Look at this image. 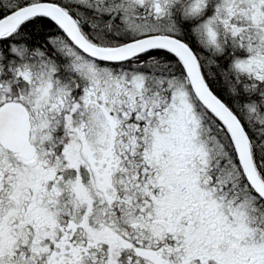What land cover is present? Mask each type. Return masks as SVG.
Wrapping results in <instances>:
<instances>
[{
    "label": "snow or ice",
    "instance_id": "snow-or-ice-1",
    "mask_svg": "<svg viewBox=\"0 0 264 264\" xmlns=\"http://www.w3.org/2000/svg\"><path fill=\"white\" fill-rule=\"evenodd\" d=\"M0 264H264V0H0Z\"/></svg>",
    "mask_w": 264,
    "mask_h": 264
}]
</instances>
